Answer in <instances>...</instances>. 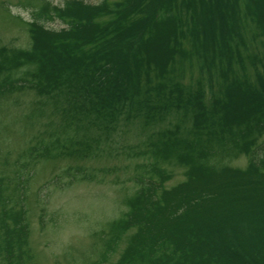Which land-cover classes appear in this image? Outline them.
<instances>
[{"label":"trees","instance_id":"obj_1","mask_svg":"<svg viewBox=\"0 0 264 264\" xmlns=\"http://www.w3.org/2000/svg\"><path fill=\"white\" fill-rule=\"evenodd\" d=\"M19 7L30 43L0 47V103L33 93L26 117L40 130L2 160L0 264H33V169L107 155L127 164L56 176L118 185L128 173L132 193L89 264H264V0ZM173 169L184 179L167 187Z\"/></svg>","mask_w":264,"mask_h":264},{"label":"rangeland","instance_id":"obj_2","mask_svg":"<svg viewBox=\"0 0 264 264\" xmlns=\"http://www.w3.org/2000/svg\"><path fill=\"white\" fill-rule=\"evenodd\" d=\"M21 0H0V47L27 48L29 33L26 20L29 10L19 7ZM61 5L65 0H48ZM96 4L100 0H84ZM120 0H108L109 3ZM39 100L33 93L19 94L0 103V169L4 158L11 161L24 148L40 127L29 125L26 115L32 109L31 103ZM121 142V140H119ZM122 143V142H121ZM122 146V144H120ZM107 155L91 162L57 159L43 161L34 169L28 179L29 193L26 200L28 223L30 224L29 246L34 256L33 264H89L99 256L101 246L97 243L101 230L124 210V197L132 193L128 173L121 171L117 178L122 183L114 184V177L108 176L103 184L76 183L68 187L69 180L62 174L67 166L84 165L92 168L127 164L122 157ZM245 159L234 163L244 167ZM171 179L166 183L172 187L184 179L182 171L173 169ZM47 219L46 228L39 226L40 209ZM48 217L50 218L48 220ZM43 218V221H44Z\"/></svg>","mask_w":264,"mask_h":264}]
</instances>
